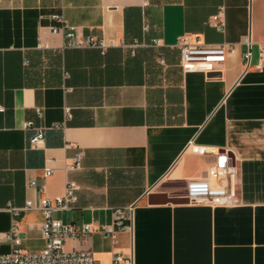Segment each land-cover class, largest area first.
<instances>
[{
	"label": "crops",
	"instance_id": "1",
	"mask_svg": "<svg viewBox=\"0 0 264 264\" xmlns=\"http://www.w3.org/2000/svg\"><path fill=\"white\" fill-rule=\"evenodd\" d=\"M221 5L224 30L209 22ZM58 11L83 37L106 42L105 52L66 46L51 30ZM186 33L236 51L215 71L185 72L176 43ZM263 44L264 0H1L0 253L13 248L2 236L14 222L22 247L45 246L43 213L12 208L62 194L72 179L78 200L57 212L64 221L103 226L115 208L133 207L132 230L116 241L99 230L67 239L95 264H112L114 251L124 264H264ZM39 126L44 140L32 146ZM191 143L229 155L242 204L185 200L187 183L217 160ZM80 152L79 167L68 168Z\"/></svg>",
	"mask_w": 264,
	"mask_h": 264
},
{
	"label": "built area",
	"instance_id": "2",
	"mask_svg": "<svg viewBox=\"0 0 264 264\" xmlns=\"http://www.w3.org/2000/svg\"><path fill=\"white\" fill-rule=\"evenodd\" d=\"M1 2V0H0ZM149 0H142L143 5ZM49 18L54 21L51 26L53 33L61 34L65 37V45L69 47H97L104 53L108 44L96 37H83L76 25L69 23L61 11L52 12ZM209 22L219 30H224L226 26L224 5L220 6L217 13L211 15ZM244 40L251 45L250 35H245ZM155 43H160L156 39ZM111 44V43H110ZM176 45L181 53V67L185 72H211L217 69V63L228 54L236 51L234 42H223L219 44L199 42L189 34L180 35ZM247 61L251 59V50L245 52ZM161 62H165L160 57ZM264 65V44L260 48L258 66ZM5 107L0 104V111ZM37 112L42 116L43 112L37 107ZM67 117L71 116L70 109L66 107ZM32 121H26L25 127L31 126ZM44 140V128L37 127L36 133L30 138L32 146H39ZM193 151L216 156V163L209 168L208 177L192 179L187 183L185 198L189 203L208 204L212 206L224 205L235 206L243 203L237 187L238 171L235 164L229 160L226 152H221L217 147L211 145H200L191 143L189 145ZM83 153H78L74 160L67 165L68 168H77L80 165ZM53 172L51 166L44 167L45 175ZM30 185L38 191L44 190V185H39L35 179L30 181ZM80 186L77 181L69 179L66 182L62 194L48 196L40 195L37 198H29L21 207H13V214L17 215L23 210H39L43 213L44 219L41 222V231L46 243L38 251H30L21 246L20 229L17 222H14L11 229L3 234L4 239H8L13 248L6 253H0V264H95V255L88 249H67L65 247L67 239L86 238L92 232L99 230L117 240L119 231H131L133 227V207H117L112 212V220L109 224L100 226L93 222L77 224L64 221L57 217V212L69 210L78 200V190ZM124 255L121 251H114L112 264H124Z\"/></svg>",
	"mask_w": 264,
	"mask_h": 264
},
{
	"label": "water",
	"instance_id": "3",
	"mask_svg": "<svg viewBox=\"0 0 264 264\" xmlns=\"http://www.w3.org/2000/svg\"><path fill=\"white\" fill-rule=\"evenodd\" d=\"M185 200H187V199L185 198Z\"/></svg>",
	"mask_w": 264,
	"mask_h": 264
}]
</instances>
